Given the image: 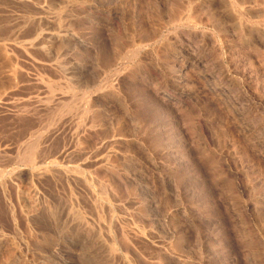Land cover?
Wrapping results in <instances>:
<instances>
[{"label":"rangeland","instance_id":"obj_1","mask_svg":"<svg viewBox=\"0 0 264 264\" xmlns=\"http://www.w3.org/2000/svg\"><path fill=\"white\" fill-rule=\"evenodd\" d=\"M0 264H264V0H0Z\"/></svg>","mask_w":264,"mask_h":264}]
</instances>
